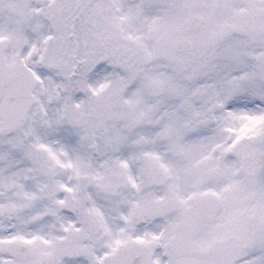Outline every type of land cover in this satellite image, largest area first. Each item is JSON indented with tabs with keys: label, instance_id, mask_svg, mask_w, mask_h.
Returning a JSON list of instances; mask_svg holds the SVG:
<instances>
[{
	"label": "snow or ice",
	"instance_id": "1",
	"mask_svg": "<svg viewBox=\"0 0 264 264\" xmlns=\"http://www.w3.org/2000/svg\"><path fill=\"white\" fill-rule=\"evenodd\" d=\"M0 264H264V0H0Z\"/></svg>",
	"mask_w": 264,
	"mask_h": 264
}]
</instances>
